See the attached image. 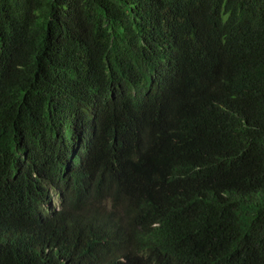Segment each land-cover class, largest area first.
Returning <instances> with one entry per match:
<instances>
[{
	"label": "trees",
	"instance_id": "trees-1",
	"mask_svg": "<svg viewBox=\"0 0 264 264\" xmlns=\"http://www.w3.org/2000/svg\"><path fill=\"white\" fill-rule=\"evenodd\" d=\"M0 264H264V0H0Z\"/></svg>",
	"mask_w": 264,
	"mask_h": 264
}]
</instances>
